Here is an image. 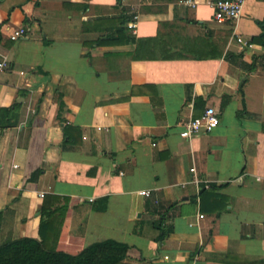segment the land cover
<instances>
[{
    "label": "crops",
    "instance_id": "1",
    "mask_svg": "<svg viewBox=\"0 0 264 264\" xmlns=\"http://www.w3.org/2000/svg\"><path fill=\"white\" fill-rule=\"evenodd\" d=\"M184 1L0 0V244L264 264V0L235 22ZM207 105L219 125L183 138Z\"/></svg>",
    "mask_w": 264,
    "mask_h": 264
},
{
    "label": "trees",
    "instance_id": "2",
    "mask_svg": "<svg viewBox=\"0 0 264 264\" xmlns=\"http://www.w3.org/2000/svg\"><path fill=\"white\" fill-rule=\"evenodd\" d=\"M263 32L254 37V42L264 46ZM47 221L41 220V232ZM164 230L157 238L164 237ZM44 234L39 239L21 237L0 244V264H122L128 257L130 246L113 238L97 240L76 251L48 248Z\"/></svg>",
    "mask_w": 264,
    "mask_h": 264
},
{
    "label": "built area",
    "instance_id": "3",
    "mask_svg": "<svg viewBox=\"0 0 264 264\" xmlns=\"http://www.w3.org/2000/svg\"><path fill=\"white\" fill-rule=\"evenodd\" d=\"M246 0H213L211 4L214 7V18L219 22H235L239 19L242 13V8ZM185 3L196 6L197 2L195 0H185ZM137 23L133 19L127 26L130 29H134ZM27 28L25 26H19L14 28L10 34L9 38L12 40H18L23 35H25ZM238 41L248 46L252 45L251 41L238 37ZM6 65V61L0 62V66ZM218 110L211 105H207L200 115L190 116L189 119L183 122V129L180 135L183 138L191 139L203 132L212 131L220 123V117L218 116ZM195 171V168H192ZM198 181V180H196ZM142 194L149 196V190H143Z\"/></svg>",
    "mask_w": 264,
    "mask_h": 264
},
{
    "label": "rangeland",
    "instance_id": "4",
    "mask_svg": "<svg viewBox=\"0 0 264 264\" xmlns=\"http://www.w3.org/2000/svg\"><path fill=\"white\" fill-rule=\"evenodd\" d=\"M46 245V247H48V248H50L51 246V248H56L57 247V244L54 242V243H52V244H45Z\"/></svg>",
    "mask_w": 264,
    "mask_h": 264
}]
</instances>
